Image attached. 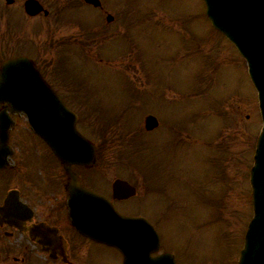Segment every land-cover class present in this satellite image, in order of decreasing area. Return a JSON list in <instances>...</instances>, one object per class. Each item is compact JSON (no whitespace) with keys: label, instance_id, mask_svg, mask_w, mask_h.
<instances>
[{"label":"rangeland","instance_id":"rangeland-1","mask_svg":"<svg viewBox=\"0 0 264 264\" xmlns=\"http://www.w3.org/2000/svg\"><path fill=\"white\" fill-rule=\"evenodd\" d=\"M40 1L54 8L48 18L24 25L11 7L6 15L16 24L0 27V40L16 46L10 53L32 56L34 45L18 46L34 41L41 57L50 43V70L84 86L80 130L105 153L109 180L142 184L145 166L152 178L162 175L163 196L143 197L141 185L133 202L158 224L180 264H236L252 216L249 169L262 122L246 62L205 17L203 0H102L115 17L110 24L79 7L81 0ZM23 2L15 5L25 15ZM86 32L96 61L88 49L83 58L79 48L65 49ZM149 113L162 126L145 133ZM96 178L107 185L103 171ZM33 249L23 264H55ZM113 252L84 243L74 264H113Z\"/></svg>","mask_w":264,"mask_h":264},{"label":"water","instance_id":"water-1","mask_svg":"<svg viewBox=\"0 0 264 264\" xmlns=\"http://www.w3.org/2000/svg\"><path fill=\"white\" fill-rule=\"evenodd\" d=\"M85 1L101 4L99 0ZM204 3L212 25L228 37L247 60L250 77L258 91L263 127L250 170L253 217L238 264H264V0H204ZM25 7L30 14L43 10L36 0H27ZM0 101L11 102L12 108L24 111L34 131L48 142L69 169L73 164L91 166L94 163L95 145L77 130L76 114L27 57L10 59L3 64ZM157 125L156 117H146L147 130ZM113 187L119 198L134 194V188L126 181L118 179ZM70 190L72 224L81 234L120 250L124 255L123 264H176L172 254L151 256L159 249L160 238L146 219L121 215L105 197L81 188L75 176H72ZM33 233L41 237L40 243L50 244L48 226H39Z\"/></svg>","mask_w":264,"mask_h":264},{"label":"flooded vegetation","instance_id":"flooded-vegetation-1","mask_svg":"<svg viewBox=\"0 0 264 264\" xmlns=\"http://www.w3.org/2000/svg\"><path fill=\"white\" fill-rule=\"evenodd\" d=\"M15 4L16 0L11 5H7L6 0H0V27L11 24V22L16 24L12 18L8 19L6 15L10 11L9 8L14 6L16 13L23 17H20L22 24L35 27L38 22L51 15L52 9L54 10V8L48 7L50 11L48 16L40 13L31 17L25 12L24 15L22 8L18 9ZM87 6L93 11L101 13V8ZM45 48L48 49H46L48 58L39 56L44 49L42 46L36 49L35 55L31 58L50 83V43ZM9 51L6 41L0 40V68L2 62L7 58L17 56L16 53L11 54ZM55 90L68 106L74 105V97L80 99L82 94V90L72 89L70 85H58ZM80 101L76 99V104ZM7 105L8 102L0 103V113L3 112L5 115L3 125L7 128L5 147L1 151L4 166L0 170V257L5 260L2 264H23L28 261L25 260L26 256L30 255L28 252L34 251L33 248L43 249L30 235V229L40 224L50 226V245L48 247L50 255L55 257V259L50 258L52 262L74 264L81 257L82 245L94 242L81 236L71 225L70 176L46 142L32 130L27 116L22 112L10 110ZM108 167L110 164L107 163L95 164L91 168L73 166L72 171L78 176L82 186L108 197L121 213L147 216L146 209L138 210V202H133V199L140 193L139 183H132L137 189V194L133 198L125 200L113 198L112 180L114 178H111L112 180L107 178L105 171ZM150 167L151 165H149ZM101 171H103L104 179L107 182V185L103 187L98 185L99 180L96 178ZM163 182L162 175L157 174L152 178L150 169L145 166L142 196L152 194L163 196ZM94 183H97L98 187ZM127 205L131 206L128 210L125 209ZM60 236L66 248L60 247L62 245ZM60 251L66 252L68 261L63 260ZM162 252L165 250L161 249L159 253ZM115 256L117 261L122 260L120 253L117 252Z\"/></svg>","mask_w":264,"mask_h":264}]
</instances>
